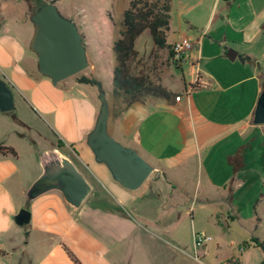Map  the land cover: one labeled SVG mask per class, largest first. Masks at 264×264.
<instances>
[{
    "label": "crops",
    "instance_id": "0c3cea01",
    "mask_svg": "<svg viewBox=\"0 0 264 264\" xmlns=\"http://www.w3.org/2000/svg\"><path fill=\"white\" fill-rule=\"evenodd\" d=\"M29 8L27 0H13L12 8L0 0V80L6 82L14 101L13 110H0V142L15 148L12 140L22 136L16 126L33 131L36 118L56 142L38 156L30 152L26 160L18 151L17 157L0 155V251L6 253H0V264H74L64 246L81 264H140L144 214L87 145L101 108L100 91L71 78L54 86L39 73L37 56L29 47L34 33L33 23L27 19ZM104 16L114 23L112 31L97 27L96 37L89 38L79 30L86 49L100 51L107 45L113 51L123 27L116 25L110 9ZM263 35L264 0H171L168 43L193 40L190 60H199L197 76L211 85L192 89L183 81V87L173 91L171 67L158 80L175 97L170 101L150 97L117 116L113 114L114 52L108 62L112 71L107 100L110 135L135 149L156 169L160 178L152 179L150 185L189 188L201 199L198 203L213 209L214 215L226 218L230 225L238 222L243 235L250 238L244 242L249 246L239 249L242 264H262L264 260L263 250L254 242H264V125L254 123L264 89ZM231 50L238 54L235 60L227 55ZM88 61L93 73L87 76L92 77L97 62L89 56ZM54 149L82 169L92 186L89 198L93 204L75 211L61 193L51 191L28 206L26 193L42 172L41 157ZM157 195L160 198V191ZM25 208L31 221L20 231L15 217ZM149 223L165 230L157 219ZM160 241L164 240L160 237ZM209 253L207 245L198 251L203 257ZM232 257L237 256L229 252L217 264H226Z\"/></svg>",
    "mask_w": 264,
    "mask_h": 264
},
{
    "label": "rangeland",
    "instance_id": "374dc122",
    "mask_svg": "<svg viewBox=\"0 0 264 264\" xmlns=\"http://www.w3.org/2000/svg\"><path fill=\"white\" fill-rule=\"evenodd\" d=\"M127 1L61 0L56 2L55 5L64 17L72 20L77 25L79 30H83L89 38H95L97 27L104 26L106 31H112L114 23L104 16V12L108 9L111 10L116 25L122 28V12L127 6ZM4 2L7 7H13V0H4ZM32 13L33 11L29 8L28 20H30ZM105 35L109 36L107 32ZM262 37L261 43L264 44V35ZM153 43L150 33L148 31L144 32L136 46V49L143 54L138 56L133 67L138 70L143 69L157 82H159L158 79L161 80L163 73L172 67L174 74L173 91L181 89L183 81L186 82L187 88L195 84L199 60H190L188 57L181 67H177L171 63L169 50L152 49ZM86 52L92 62H97V70L92 77L100 79L101 88L105 92L107 100H110L112 71L109 69L108 62L109 57H113V51L106 45L100 51L89 47ZM91 73H93V69L90 66L80 75H91ZM71 79L75 80L76 76ZM93 91L95 92V89ZM201 91L205 90L202 89ZM98 101L100 102V100ZM33 125V131H27L18 125L16 126V130L22 136L15 135L17 138L15 137L12 143L23 160H26V156L30 152H34L38 156L39 152L50 148L56 142L53 133L41 120L36 118ZM80 170L83 173L82 169ZM157 178L160 177L153 173L141 188L136 191L128 190V193L134 197L133 204L140 207V213L143 212L144 214V220L141 221L143 228H141L140 233L145 235V242L144 252L140 256V264H217L219 261L224 260L229 252L240 257V247L245 244L244 242H250V238L247 239L243 235L242 227L239 226L238 222L230 225L231 222L226 218L214 215L215 211L213 209L198 203L201 199L198 195L193 194L189 188L174 189L166 183H158L156 187L150 185L152 179ZM157 191H160V198ZM179 202L183 203L184 206H178ZM27 204L28 206L31 205L28 202ZM86 204H93V200L88 197L84 205ZM245 212L250 215L254 213L251 210ZM132 215L138 217L136 213ZM177 215L181 218L178 219ZM156 219L159 223H163L165 230L160 231L155 224L149 223ZM227 225L230 227L228 232H225L224 229H227ZM27 227H29V224L21 226L19 229L24 231ZM196 235H202L207 239L204 245L208 246L210 253L204 257L198 254V251L204 245L197 249ZM160 237L164 241H160ZM175 247L179 248V252ZM16 259H18L17 254Z\"/></svg>",
    "mask_w": 264,
    "mask_h": 264
},
{
    "label": "water",
    "instance_id": "95a60500",
    "mask_svg": "<svg viewBox=\"0 0 264 264\" xmlns=\"http://www.w3.org/2000/svg\"><path fill=\"white\" fill-rule=\"evenodd\" d=\"M36 5L30 20L34 33L30 50L37 56L38 71L51 80L54 86L72 78L90 64L83 36L77 25L64 17L55 4L35 0ZM230 60L237 58V52H228ZM245 62L244 58H241ZM101 108L95 125L87 137V145L98 163L105 164L113 179L123 188L136 191L141 188L156 171L135 149L124 146L113 138L108 130L110 106L105 92L97 85ZM12 91L5 81L0 80V110H13ZM254 123L264 125V89L258 99ZM42 174L29 187L26 193L28 203L51 191H58L67 204L79 210L92 192V186L75 164L60 150L54 149L41 157ZM31 221L29 210L22 209L15 217L19 226Z\"/></svg>",
    "mask_w": 264,
    "mask_h": 264
},
{
    "label": "trees",
    "instance_id": "16d2710c",
    "mask_svg": "<svg viewBox=\"0 0 264 264\" xmlns=\"http://www.w3.org/2000/svg\"><path fill=\"white\" fill-rule=\"evenodd\" d=\"M30 9L34 11L36 5L33 0H27ZM171 20V0H131L129 7L124 11L121 20L123 30L120 37L115 41L113 52L115 56V68L113 73V96L115 100L114 115L129 108L133 103L144 102L147 98H159L170 101L175 94L166 89L161 83L155 81L146 71L133 67L137 61L139 52L135 45L137 39L148 31L153 39L155 48L158 50H169L171 58L172 45L168 43V31ZM249 60V58H247ZM181 67L182 63H176ZM81 74V73H80ZM76 75L81 84L97 86L101 81L87 75ZM192 89H199L198 81L191 85ZM15 121L21 122L13 114ZM59 145H62L59 143ZM0 155L17 157L18 152L14 147L0 142ZM255 245L264 252V242L254 240ZM249 244H244L248 247ZM74 264H81L75 254L64 246ZM2 254H6L0 251ZM226 264H242L239 257L230 258ZM264 264V260L262 262Z\"/></svg>",
    "mask_w": 264,
    "mask_h": 264
},
{
    "label": "built area",
    "instance_id": "2783aa9c",
    "mask_svg": "<svg viewBox=\"0 0 264 264\" xmlns=\"http://www.w3.org/2000/svg\"><path fill=\"white\" fill-rule=\"evenodd\" d=\"M45 3L55 4L58 0H38ZM195 43L190 38H183L179 41H176L172 44L171 48V63L175 65L176 63H183L188 57L190 58V54L194 50ZM197 81L202 88L210 87L211 83L208 79L203 78L200 74L197 76ZM177 100H180L178 97ZM196 247L197 249L202 247L207 239L202 235H196Z\"/></svg>",
    "mask_w": 264,
    "mask_h": 264
}]
</instances>
